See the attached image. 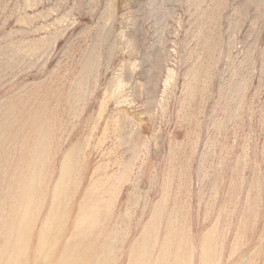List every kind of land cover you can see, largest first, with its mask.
<instances>
[{"label":"rangeland","instance_id":"obj_1","mask_svg":"<svg viewBox=\"0 0 264 264\" xmlns=\"http://www.w3.org/2000/svg\"><path fill=\"white\" fill-rule=\"evenodd\" d=\"M0 264H264V0H0Z\"/></svg>","mask_w":264,"mask_h":264},{"label":"bare ground","instance_id":"obj_2","mask_svg":"<svg viewBox=\"0 0 264 264\" xmlns=\"http://www.w3.org/2000/svg\"><path fill=\"white\" fill-rule=\"evenodd\" d=\"M66 161V160H65ZM62 162H64V161H62ZM67 163V162H66ZM69 164V163H68ZM63 165V164H62ZM69 167V166H68ZM40 172H41V170H39ZM39 178V177H38ZM32 182V181H31ZM37 182H39V179H37ZM44 182V181H43ZM45 182H47V181H45Z\"/></svg>","mask_w":264,"mask_h":264}]
</instances>
